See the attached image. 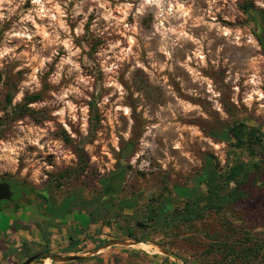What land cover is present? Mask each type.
<instances>
[{"label":"rangeland","instance_id":"obj_1","mask_svg":"<svg viewBox=\"0 0 264 264\" xmlns=\"http://www.w3.org/2000/svg\"><path fill=\"white\" fill-rule=\"evenodd\" d=\"M263 10V0H0V181L46 187L58 205L76 193L95 199L112 177L123 179L104 200L115 207L93 224L94 237L65 253L66 227L49 254L89 255L122 240L95 258L127 252L117 263L235 264L205 255L213 236L238 229L264 238L263 181L246 187L250 197L233 216L162 226L188 202L180 189L205 192L198 179L208 162L225 171L258 160L224 132L244 122L264 133ZM33 96L28 111L14 110ZM125 199L133 210L121 211ZM163 204L162 220L150 221ZM35 213L44 218L21 216ZM137 223L144 230L132 240L126 231ZM24 239L45 244L40 234L18 244ZM39 254L34 264H63Z\"/></svg>","mask_w":264,"mask_h":264},{"label":"trees","instance_id":"obj_2","mask_svg":"<svg viewBox=\"0 0 264 264\" xmlns=\"http://www.w3.org/2000/svg\"><path fill=\"white\" fill-rule=\"evenodd\" d=\"M1 80L2 74L0 72V82ZM39 98V96L26 98L24 107L19 106L14 110L25 109V111H28L27 106L36 102ZM12 102V95H8L7 103L11 104ZM224 133L227 135V139L233 142L235 148L247 150L251 157L258 158V160L251 164L237 161L225 171L218 170L211 161L208 162L204 172L198 179L199 186H204L205 192L196 195V190L180 189L178 191L179 195L185 197L188 202L184 210L175 213L174 216L172 215L171 219L165 217L162 223L163 227L171 228L180 223L193 225L195 221L202 220L209 212L219 215L220 218H223L222 215L233 216L234 206L250 197L247 196L246 187L252 188L258 182H264V178L261 176L264 173V133L258 127L249 126L244 122L236 123ZM132 153L131 150L127 157H130ZM79 157L80 160H84L83 153ZM106 185L107 183L104 184V187ZM110 196L111 193H107L105 189L103 194L97 195L95 199L89 201L80 198L79 193L71 194L57 205V209H54L49 201L45 208L44 218L38 217L40 215L36 213L29 218L22 217L21 214L7 213V216H4L0 213V264H13L17 257L19 260H25L41 252H51L53 238L55 236L61 238L63 235L60 234L66 227H68L65 230L66 235L63 236L61 241V245L64 246L63 252L76 251L82 241H89L94 237L92 233L93 224H98L101 217H106L115 207L114 205L108 207L104 203V200ZM203 202L204 206H201ZM134 207L133 200L125 199L119 203L121 211L133 210ZM165 211L166 207L163 204L159 213L157 214L155 211L153 213L154 218L149 220L154 221L156 218L158 221L162 220ZM81 216L88 218V221L80 222L78 219ZM228 225L235 228L230 223L225 226ZM137 226L138 223L127 228L126 236L128 238L132 240L141 239L137 237L136 230L143 231L144 229H138ZM56 232L59 235H56ZM227 232H232L233 235L231 237L225 235L224 238L212 237V242L205 255L220 253L224 259L229 258L230 262L235 264H264V238L254 239L248 233L241 234L238 229ZM37 234L41 235L45 242L44 245L36 243L35 239L32 241L24 239L20 245L18 244L22 235H30L35 238ZM91 246L92 244L89 242L87 247L82 250H89ZM11 250L14 253L8 258H4L5 253ZM125 253L127 254V252H124L123 255ZM123 255H109V257H97L96 260L91 262L77 261L66 264H119L116 259ZM205 264H221V262L208 260Z\"/></svg>","mask_w":264,"mask_h":264},{"label":"flooded vegetation","instance_id":"obj_3","mask_svg":"<svg viewBox=\"0 0 264 264\" xmlns=\"http://www.w3.org/2000/svg\"><path fill=\"white\" fill-rule=\"evenodd\" d=\"M263 31L264 29L262 28L261 34L263 33ZM120 175L121 174H119L118 176ZM1 182H6L10 184L12 196H11L10 201L1 202L0 213H5V214L11 213L12 214V213H15V211L19 210L21 215L24 214L27 216L31 212L33 213L37 212L43 216L46 210L45 208L48 205L49 201L51 202L53 208L57 209V200L55 197L47 193L46 187H42L41 189H36L28 183L14 181L10 179L1 180L0 183ZM109 184H110V180L108 181L106 187H104L105 190L107 189Z\"/></svg>","mask_w":264,"mask_h":264},{"label":"water","instance_id":"obj_4","mask_svg":"<svg viewBox=\"0 0 264 264\" xmlns=\"http://www.w3.org/2000/svg\"><path fill=\"white\" fill-rule=\"evenodd\" d=\"M259 20H260V27L264 29V11L259 14ZM260 40L264 45V31L262 34H260ZM123 184V179L121 176H114L110 179V184L106 189V192H115L121 185ZM12 196L11 186L10 184L6 182L0 183V204L2 201H10ZM122 240H116L115 243H105L102 246L98 247L97 249H94L91 254L87 256H82L79 254H71V255H63V254H49L45 253L46 260H52L58 263H67V262H74V261H81L85 259H89L92 257H95L96 255H99L103 250H106L109 247L114 246L115 244L122 243ZM142 242L137 241L134 244H140ZM167 254L170 257L177 258L178 257L172 253L171 251H167ZM42 254H37L35 256H32L25 260L22 264H34L35 262L42 259ZM45 260V261H46Z\"/></svg>","mask_w":264,"mask_h":264},{"label":"bare ground","instance_id":"obj_5","mask_svg":"<svg viewBox=\"0 0 264 264\" xmlns=\"http://www.w3.org/2000/svg\"><path fill=\"white\" fill-rule=\"evenodd\" d=\"M134 246H139L140 248L147 250V251H150V252H154V251L158 250L157 247H155L154 245H152L150 243H140V244L134 245Z\"/></svg>","mask_w":264,"mask_h":264},{"label":"crops","instance_id":"obj_6","mask_svg":"<svg viewBox=\"0 0 264 264\" xmlns=\"http://www.w3.org/2000/svg\"><path fill=\"white\" fill-rule=\"evenodd\" d=\"M15 214H20V211L19 210H17V211H15ZM85 251V250H84ZM62 252H60V254H61ZM71 254H74V253H67L66 255H71ZM76 254V253H75ZM64 255V254H63ZM79 255H82V256H87L88 255V253H84V254H79ZM96 256H98V255H96ZM95 256V257H96ZM95 257H92V258H89V259H85V260H81V261H87V262H91V261H94V260H96V258ZM74 262H77V261H74ZM68 263V262H67ZM63 264H66V263H63Z\"/></svg>","mask_w":264,"mask_h":264}]
</instances>
